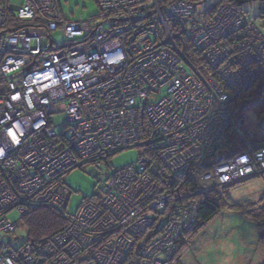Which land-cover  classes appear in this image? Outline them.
Returning <instances> with one entry per match:
<instances>
[{"label": "built area", "instance_id": "1", "mask_svg": "<svg viewBox=\"0 0 264 264\" xmlns=\"http://www.w3.org/2000/svg\"><path fill=\"white\" fill-rule=\"evenodd\" d=\"M95 2L96 16L70 21L57 0H0V264H171L197 221L196 202L169 188L174 175L192 168L200 192L253 176L264 181V146L253 144L252 133L246 150L210 160L235 129L224 88L239 97L264 75V37L229 4L207 16L186 0ZM178 30L224 88L190 65L175 44ZM140 109L148 111L145 138ZM59 113L66 114L61 135ZM133 147L142 149L139 161L110 168L101 193L68 217L64 175ZM39 208L68 217L65 229L39 243L19 241L22 219ZM13 209L16 221L7 218ZM153 229V238L136 239Z\"/></svg>", "mask_w": 264, "mask_h": 264}, {"label": "rangeland", "instance_id": "2", "mask_svg": "<svg viewBox=\"0 0 264 264\" xmlns=\"http://www.w3.org/2000/svg\"><path fill=\"white\" fill-rule=\"evenodd\" d=\"M227 1H225L224 4H229L232 8H235L241 19H243L241 9L245 12L244 16L246 19L254 23L248 22L245 27L254 29V31L258 32L259 36L261 35L263 38L264 20L258 18L263 8L262 3L259 0L247 2L244 0L245 2H241V4H238L239 2L233 4ZM57 2L59 14L63 20H86L96 16L98 13L95 0H57ZM219 4H223L222 0H204L203 3L196 6L198 11H205L206 13L207 10L214 9ZM212 11L213 10L207 12V16ZM229 35H231V39H233L232 36L234 34L230 32ZM52 37L53 41L58 46L65 42L59 30L54 32ZM225 42L229 46L232 45L229 40H225ZM250 48L255 52L260 51V42H255ZM206 64L210 66L208 63ZM184 68L189 71L186 65H184ZM214 71L217 70L214 69ZM260 77L261 75L258 78ZM255 80H257V78ZM255 80H253V82H255ZM219 82L222 83L221 81ZM251 85H249V87ZM227 92L231 100L237 97L231 90L227 89ZM243 102L244 100L242 98H238V104H235L234 111L241 117L242 122L244 116L247 122L246 125L252 126L256 123V117L252 112H243L240 110V106L243 105ZM229 103L230 102H227V104ZM141 112H143V118L147 120L148 111H142V109H140L139 117L141 116ZM58 118L59 124L55 125L54 130L57 135H61L65 132L66 114L59 113ZM243 125H245V123H243ZM139 147H143V145ZM139 147L137 148L140 150L141 148ZM139 157V151L136 148H127L110 155L108 164H88L83 168H76L66 173L63 177V182L67 185L71 193L66 207L67 215L72 217L78 206L85 199L91 197L95 199V195L101 193L99 188L100 184L110 168L117 169L128 165H135L139 161ZM91 170L97 172L98 175L95 176V174L91 173ZM215 191L220 192L222 197L221 200L227 204L211 219V221L205 224L196 234L194 233V236H192L193 234H184L185 236L183 239L185 242L184 246H182V250L184 251L177 252L172 262H175L176 257L180 255L181 258L179 263L181 264H219L220 259L224 256L223 252L209 251L204 256H202L201 253L208 243L215 242L218 238H223L235 232L237 238L244 243L243 248L238 247L237 251L233 253L236 264H264V251L261 250L263 245L258 240V226L251 217V215L258 214L262 208H264V181L261 176L249 177L226 187H219ZM217 197L219 198L220 196ZM228 205H235L236 208L231 209ZM28 215H30V213ZM7 218L10 221H16L19 218V214L13 209L7 214ZM191 230L189 229V231ZM16 235L20 236L19 241L24 240V229L17 228ZM256 256H259V259H256ZM174 264H176V262Z\"/></svg>", "mask_w": 264, "mask_h": 264}, {"label": "trees", "instance_id": "3", "mask_svg": "<svg viewBox=\"0 0 264 264\" xmlns=\"http://www.w3.org/2000/svg\"><path fill=\"white\" fill-rule=\"evenodd\" d=\"M193 4H201L204 0H186ZM227 1V0H225ZM222 0V3H225ZM245 2L244 0H228L227 2L237 4V2ZM247 1H257V0H246ZM262 3L263 8L258 15V18L264 20V0H259ZM221 3V2H220ZM221 4L217 5L220 6ZM215 7L214 9H216ZM241 15L244 20V23L252 22L251 20H247L245 12L241 9ZM254 24V23H253ZM243 31H240L234 35L235 39L243 38ZM175 44L182 51L185 58L188 60L190 65L199 73L201 77H212V79L222 88L223 84L220 83L219 78L217 76L216 71L208 66L206 61L203 58L201 52L195 47V44L188 37L185 31L178 30L176 32ZM187 66V65H186ZM188 67V66H187ZM189 69V67H188ZM187 71V70H186ZM190 71V69H189ZM188 71V72H189ZM224 90L227 91L226 88ZM238 98H242L244 100L243 105L240 106V110L243 112H252L256 117V123L252 126L246 125V119L243 116V122L241 121V117L234 111L235 104H238ZM227 114L231 118L235 129H230L227 133V145L226 149L217 155H213L210 160L211 161H221L226 159L232 155H235L243 150H246V141H248L247 134L252 133L253 135V144L257 147L264 146V75L255 80L252 85L240 96L235 97L230 101L227 105ZM246 116V115H245ZM245 123V125H243ZM249 123V122H248ZM148 123L144 118L140 119V130L142 137H146L148 135L147 132ZM137 149V148H136ZM138 150V149H137ZM139 152L142 149L138 150ZM219 156V157H218ZM175 177V185L170 186L173 192H180L185 194L186 196H190L189 198L196 202L197 204V221L191 231H189V235L194 233L196 234L205 224H207L211 219L227 204L221 200V194L218 191L212 192H200L199 191V183L196 177V172L193 171L192 168H188L187 171L182 172L179 175H174ZM226 190V189H225ZM176 193V194H177ZM216 195V196H215ZM178 198V194L175 195ZM217 196H220L219 198ZM175 197V198H176ZM174 198V199H175ZM177 198L175 200H177ZM174 200V201H175ZM173 201V202H174ZM178 202V201H177ZM177 204V203H175ZM173 207H176V205ZM229 208H236L235 205H228ZM167 215L165 212L164 216ZM69 217V216H68ZM67 217V218H68ZM252 219L257 223L258 226V240L264 246V208L255 215H251ZM59 214L54 209L51 208H40L30 212V215L25 216L22 221V229L25 231V238L29 242L39 243L43 240L50 239L52 236L58 234L62 230L65 229L69 218ZM164 219L163 216L158 218ZM159 230H146L143 235L138 236L136 238L139 242L142 240H148L156 236ZM146 237V238H145ZM184 239L176 246V251L173 253L171 258V263L181 264L179 263L180 255L176 257V261L172 262L174 256L177 252L184 251L182 250V246H184ZM140 249L139 244H137L135 252L133 255H136L138 250ZM138 260H136V263Z\"/></svg>", "mask_w": 264, "mask_h": 264}, {"label": "clouds", "instance_id": "4", "mask_svg": "<svg viewBox=\"0 0 264 264\" xmlns=\"http://www.w3.org/2000/svg\"><path fill=\"white\" fill-rule=\"evenodd\" d=\"M238 247L243 248L244 243L237 238L235 232H232L228 236L218 238L215 242L208 243L201 255L204 256L209 251L223 252L224 256L220 259L219 264H236L233 253L237 251ZM261 250L264 251V246ZM255 258L259 259V256Z\"/></svg>", "mask_w": 264, "mask_h": 264}, {"label": "bare ground", "instance_id": "5", "mask_svg": "<svg viewBox=\"0 0 264 264\" xmlns=\"http://www.w3.org/2000/svg\"><path fill=\"white\" fill-rule=\"evenodd\" d=\"M230 53H232V52H230ZM260 57V56H259ZM237 63H239V60H234V61H232L231 62V65H235V64H237ZM259 77V76H258ZM236 80H238L239 82H241V79H237V78H235L233 81L234 82H236ZM246 83V82H245ZM237 85H239V84H237ZM251 85V84H250ZM242 94V93H241ZM240 97V96H239ZM196 224V223H195ZM194 224V225H195ZM194 225L190 228V230L194 227Z\"/></svg>", "mask_w": 264, "mask_h": 264}, {"label": "water", "instance_id": "6", "mask_svg": "<svg viewBox=\"0 0 264 264\" xmlns=\"http://www.w3.org/2000/svg\"><path fill=\"white\" fill-rule=\"evenodd\" d=\"M242 2V1H241ZM241 2H239L238 4H241Z\"/></svg>", "mask_w": 264, "mask_h": 264}]
</instances>
